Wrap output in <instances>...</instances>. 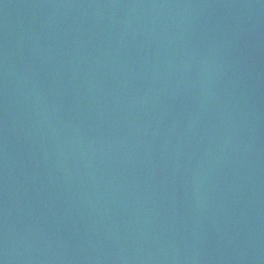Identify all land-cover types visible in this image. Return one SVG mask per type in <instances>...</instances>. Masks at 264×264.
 <instances>
[{"label": "water", "instance_id": "obj_1", "mask_svg": "<svg viewBox=\"0 0 264 264\" xmlns=\"http://www.w3.org/2000/svg\"><path fill=\"white\" fill-rule=\"evenodd\" d=\"M0 264H264V0H0Z\"/></svg>", "mask_w": 264, "mask_h": 264}]
</instances>
